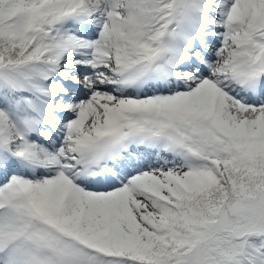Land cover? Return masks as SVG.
<instances>
[{
  "label": "snow or ice",
  "instance_id": "1",
  "mask_svg": "<svg viewBox=\"0 0 264 264\" xmlns=\"http://www.w3.org/2000/svg\"><path fill=\"white\" fill-rule=\"evenodd\" d=\"M0 264H264V0H0Z\"/></svg>",
  "mask_w": 264,
  "mask_h": 264
}]
</instances>
